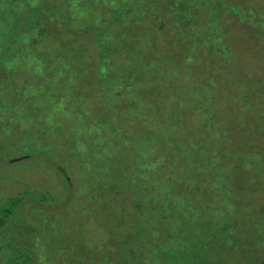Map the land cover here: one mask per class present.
I'll return each mask as SVG.
<instances>
[{
	"label": "rangeland",
	"instance_id": "374dc122",
	"mask_svg": "<svg viewBox=\"0 0 264 264\" xmlns=\"http://www.w3.org/2000/svg\"><path fill=\"white\" fill-rule=\"evenodd\" d=\"M243 1L246 6L259 2ZM0 2L42 4L37 21L21 29L35 37L36 53L43 57L39 64L72 51L93 65L81 75L69 67L58 69V82L49 87L64 82L59 91L70 99L68 107L31 92L34 100L33 95L29 100L39 105L31 107L40 133L30 152L22 149L25 123L15 119L14 129L0 130V216L11 199H26L21 228L6 224L0 230L1 237L11 239L1 238L0 264H21L24 259L18 258L25 254L32 259L26 257V264H264V43L243 47L245 36L239 33L235 50L242 61L231 62L211 25L200 30L185 25L191 13L202 14L199 0ZM110 12L118 22L110 21ZM88 25L91 31H80ZM233 29L241 30L238 24ZM8 47L0 77L6 76L5 62L13 54V44ZM102 49L107 58L100 57ZM39 64L30 61L24 70ZM142 64L152 68L142 69L138 80L133 76ZM233 69L237 76L226 73ZM236 77L245 82L227 85ZM188 110L196 114L193 119ZM214 111H221L229 128L243 122L260 131V188L230 197L237 203L245 196L251 204H156L167 188L156 191L154 163L165 164L167 157L155 154L153 143L169 145L167 137L173 136L176 144L190 146ZM214 126L202 146L216 152V137L221 147L226 137ZM11 132L16 134L10 138Z\"/></svg>",
	"mask_w": 264,
	"mask_h": 264
},
{
	"label": "trees",
	"instance_id": "16d2710c",
	"mask_svg": "<svg viewBox=\"0 0 264 264\" xmlns=\"http://www.w3.org/2000/svg\"><path fill=\"white\" fill-rule=\"evenodd\" d=\"M16 3L18 2L4 5L0 2V59H3L6 55V49L9 44L12 43L14 46L13 54L5 62L6 76L0 77V115L2 114V117L5 118H0V130L4 127H8L10 130L14 129L18 125L14 123L15 119L25 123L24 126L26 131L23 137L26 136V144H23L22 149H27L25 151L30 152L31 150L29 149L33 147L32 143L38 135L37 133H40V131L39 123L36 122L32 116V114L35 116L36 113L33 111L32 107L36 109L39 105L31 102L29 96L33 95L34 100V95L39 94V96L48 103L59 104L65 102L63 103L65 107H68V105L70 106V99L65 96L66 93H61L59 91V88L63 87L64 82L57 87H49V85L58 82L60 77L58 69L61 67H69L70 70L76 69V72L81 75L88 73L86 70H92L90 68L91 66H88L92 64H88L85 61V57L81 55L77 57L72 51H70V55L77 57V60L70 58L69 54L59 53L55 61H47L46 65L39 64L43 57H40L36 53H39V51L37 49L38 44L36 43L37 41H35V37L21 29L28 21H37L43 9L42 4L31 6L27 3L25 5ZM237 3L243 4L239 5ZM252 3L253 5L247 3L246 6L243 0H199L196 7L202 9V14L201 12L198 14L191 13V18H188V20L186 19V22H184L187 27L192 25V28L196 30H200L201 28L205 29L211 25L217 34V41H219L221 45H224L225 54L231 55V62L236 63L242 61L239 59L235 50V38L240 36L239 33L243 32V36H245L243 39L245 42L242 44L243 47H247V45L251 44L256 45L264 43V0H259L258 4ZM240 6H244L246 9H241L239 8ZM103 13L104 11L101 14ZM126 14L129 15L128 13ZM63 15L70 20L67 16L69 15L67 11H63ZM109 16L113 17L110 19L111 22H118L114 12H110ZM100 18L104 17L100 16ZM144 18L147 19V16H144ZM235 22L240 26V31H235L233 29L234 25H237ZM37 28L36 26L35 30H37ZM80 31L88 32L91 30L88 25ZM201 43L202 41L199 44ZM207 44H209V42ZM79 48H81V46ZM83 51L85 52L87 50ZM100 54L102 58H107L109 56L107 49H102ZM68 59H70V65L67 63ZM30 61H33L34 65L39 64L44 67L36 65L33 71H25L24 68L27 67ZM140 68V73L133 76L138 78V80L142 77V69L149 70L152 68V65L142 64ZM41 70L43 71L42 73L39 72ZM57 70L58 72H56ZM233 72L237 76V72L234 69L226 73L232 74ZM67 73L68 71L65 74L67 75ZM29 75L32 76H30L29 79H25V77ZM235 82L239 83L245 81L236 77L234 79L232 78V80H228L227 85ZM260 85L261 83H256V86ZM248 88L254 89V85L248 83ZM247 104L249 105L250 103ZM214 112V116L208 114L207 120H203V124L206 123L208 128L206 130L202 128L200 131L197 130V132H195L196 135L193 134L194 137H191L192 142L190 141V146L176 144L177 138L173 136L167 137L170 141L169 145L158 144L157 141L153 143L155 154L167 157L165 164H159L157 160L154 163V166L158 170V173H154V180L152 181L156 191L165 190L162 189L164 187L167 188V190H165L166 192H160L162 196L159 195L158 198L154 200L156 204L170 202L171 204L198 205L201 208H208L209 205L212 206L218 202L233 205L237 203L251 204V200L247 199L245 196L237 203L233 202L230 197L232 195L238 197V194L250 195L253 192L257 193L260 188L258 181L260 180V173L262 171L260 159L263 153L261 145L257 140L260 131L251 125L250 128H247V124L243 122L235 124L236 130L232 131L235 127L229 128L230 124L222 122L224 115L221 111ZM187 114L191 119L196 116V114L190 110L187 111ZM214 122L215 125L217 124L218 131L220 133H225L226 137L224 147H221L222 143L220 142V136L216 137L217 141H219L217 142L216 152L210 151V149L202 146L204 143L208 144L206 139L205 141L203 140L204 136L215 131ZM173 127H175V125ZM13 133L14 132L10 133V138L12 135L16 134ZM17 135L21 137L19 133H17ZM167 135H170V132L167 133ZM23 137H21V139ZM219 149L220 151H218ZM226 153L228 154V159L224 158ZM37 155L40 158H44L41 154ZM187 159H189L188 161L190 162H188ZM163 167L167 170V174L160 173L159 168ZM119 181L121 180L117 178V182ZM152 183H150V187ZM119 187H123V183L120 184ZM218 195H222V198ZM25 201V197L19 196L11 199L2 207L0 230L6 224L12 229L21 228L23 224L22 206ZM253 205H257L258 207L259 201L256 200ZM1 238L2 242L11 240L10 238L1 237L0 234V242ZM26 257L29 256L26 254L24 258L23 256H19L18 259H20V261L24 259L21 264H26ZM29 259L31 258L29 257ZM6 261H8L7 258Z\"/></svg>",
	"mask_w": 264,
	"mask_h": 264
},
{
	"label": "water",
	"instance_id": "95a60500",
	"mask_svg": "<svg viewBox=\"0 0 264 264\" xmlns=\"http://www.w3.org/2000/svg\"><path fill=\"white\" fill-rule=\"evenodd\" d=\"M28 157H29L28 155H25V156H20V157L12 158V159L9 160V162H11V163L18 162V161L24 160V159H26ZM62 172L67 177L66 172L64 170H62Z\"/></svg>",
	"mask_w": 264,
	"mask_h": 264
}]
</instances>
